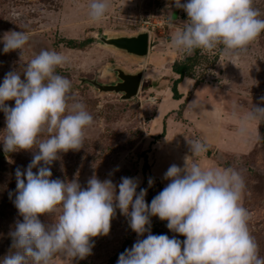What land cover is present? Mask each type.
Instances as JSON below:
<instances>
[{"label":"rangeland","instance_id":"374dc122","mask_svg":"<svg viewBox=\"0 0 264 264\" xmlns=\"http://www.w3.org/2000/svg\"><path fill=\"white\" fill-rule=\"evenodd\" d=\"M89 4L90 0H0V36L9 30L29 35L21 50L0 52V81L8 71L22 72L41 50H55L67 60L56 71L71 81L70 96L93 117L85 129L84 146L58 153L49 166L50 179H75L84 188L93 175L114 184L121 177L136 178L137 192L146 188L145 202L150 203L169 182L163 174L172 164L183 167L195 161L202 167H232L244 179L241 203L249 213L248 229L258 254L264 258V119L244 124L241 131V119L252 105L264 107L258 100L264 96V32L246 51L229 52L221 46L188 55L171 46V37L187 16L183 9L171 7L170 0H108L98 21L89 18ZM253 7L264 19V0H253ZM143 33L149 36L146 55L115 44ZM191 57L188 75L177 84L180 98L174 102L171 87L179 76L172 65ZM121 74H141L138 93L126 98L125 92L114 88L122 83ZM5 103L14 105L13 100ZM4 128L0 111V139ZM46 138V134L38 137ZM187 139L201 141L207 150L193 156ZM33 154V150L6 153L0 143V258L12 251L10 233L22 220L13 204L15 170L23 171ZM57 215L39 219L51 224ZM166 223L150 217L151 234L182 241L184 237L168 230ZM147 235L138 237L116 209L108 234L91 238V254L72 258L70 264H116L120 253ZM50 264L68 261L57 255Z\"/></svg>","mask_w":264,"mask_h":264},{"label":"clouds","instance_id":"9594fccd","mask_svg":"<svg viewBox=\"0 0 264 264\" xmlns=\"http://www.w3.org/2000/svg\"><path fill=\"white\" fill-rule=\"evenodd\" d=\"M170 6L187 16L171 37V46L188 55L221 46L229 52L246 51L264 32V19L253 0H170ZM107 8L108 0H90L89 18L102 19ZM28 39L24 31L9 30L0 36V52L21 50ZM66 62L55 50H41L22 72L8 71L0 81L3 151L34 153L23 171L15 170L13 204L22 220L11 231L12 251L0 264H50L57 255L68 264L72 258L84 259L94 246L91 238L108 234L116 209L138 237L148 233L120 253L116 264H264L241 203L245 182L232 167L172 164L163 174L169 182L150 203L145 202L146 188L137 192L136 178L121 177L114 184L93 175L84 188L75 179H50L49 166L58 153L81 149L93 120L84 104L70 96L71 81L56 71ZM9 100L13 106L5 103ZM260 119L264 107L252 105L241 119V131L244 124ZM41 134L47 138L38 139ZM187 144L193 156L207 150L196 139H187ZM152 184L149 178L148 186ZM50 213H58L55 223L39 219ZM152 216L167 221V229L184 239L151 234Z\"/></svg>","mask_w":264,"mask_h":264},{"label":"water","instance_id":"95a60500","mask_svg":"<svg viewBox=\"0 0 264 264\" xmlns=\"http://www.w3.org/2000/svg\"><path fill=\"white\" fill-rule=\"evenodd\" d=\"M115 44L118 47H121L129 53H134L136 55H146L148 53L149 47V36L147 33L138 35L137 37L132 38H120L115 40ZM122 83L115 86V89L125 92V97L129 98L131 95H134L138 92L141 74L135 76L120 75Z\"/></svg>","mask_w":264,"mask_h":264},{"label":"trees","instance_id":"16d2710c","mask_svg":"<svg viewBox=\"0 0 264 264\" xmlns=\"http://www.w3.org/2000/svg\"><path fill=\"white\" fill-rule=\"evenodd\" d=\"M194 58L191 57V58H187L184 62L182 63H178V62H175L173 65H172V72L177 74L179 77L174 80L173 82V85L171 87V93H172V98L174 100H179L180 98V94L178 93L177 91V84L179 82H181V80L187 76V72H189V66L187 65V62L193 60Z\"/></svg>","mask_w":264,"mask_h":264},{"label":"bare ground","instance_id":"6f19581e","mask_svg":"<svg viewBox=\"0 0 264 264\" xmlns=\"http://www.w3.org/2000/svg\"><path fill=\"white\" fill-rule=\"evenodd\" d=\"M121 48V47H120ZM121 63V62H120ZM138 91H139V89H138ZM138 93V92H137ZM216 139H217V137H216ZM219 140V139H218Z\"/></svg>","mask_w":264,"mask_h":264},{"label":"crops","instance_id":"0c3cea01","mask_svg":"<svg viewBox=\"0 0 264 264\" xmlns=\"http://www.w3.org/2000/svg\"><path fill=\"white\" fill-rule=\"evenodd\" d=\"M174 102H177L178 100H173Z\"/></svg>","mask_w":264,"mask_h":264}]
</instances>
